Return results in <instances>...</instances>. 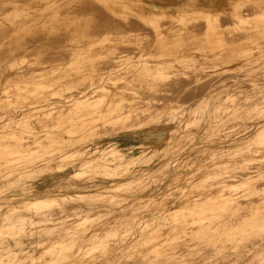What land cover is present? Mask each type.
Returning a JSON list of instances; mask_svg holds the SVG:
<instances>
[{
	"label": "bare ground",
	"instance_id": "obj_1",
	"mask_svg": "<svg viewBox=\"0 0 264 264\" xmlns=\"http://www.w3.org/2000/svg\"><path fill=\"white\" fill-rule=\"evenodd\" d=\"M156 1L161 4H156ZM236 8H244V10L255 8V11L264 14V0H0V151L7 153L10 150V153H15L0 162V230L4 234L0 238V264H43L45 261L49 264H72L93 260V257L84 256L80 246L85 240L98 237L97 224L104 215L121 208L127 210V207L134 202L122 203L121 201L130 196L134 197L133 199H140L145 205H153L159 193L155 189L147 195L146 199L143 194L137 192L119 195L121 198L115 199L117 195L114 192V186L117 185L119 188L126 183H141L148 180L150 178L148 172L152 171V164L165 159L170 154L171 148L177 146L186 136V129H181V124H173L177 122L176 119H180L178 114L180 111L174 110L170 117L162 118L159 113L148 120L157 121L168 129L167 135H161L155 143L140 142L132 146L128 143L130 138L119 131L123 124L108 129L104 133L93 132L94 125L86 124L56 131L57 133L54 134L60 141L57 147L45 153L34 154L35 148L21 147L18 143L12 146L11 139H23L27 132L28 137L44 130L52 134L51 130L54 128L46 126L37 132L34 127L27 128L23 124L27 120L25 105L29 106L30 114L44 109L45 107L42 108V106L48 108V106L59 105V107H65V110L66 106L73 105L76 111H67L66 117L76 119L86 115L91 110L88 98H93V94L113 87L122 76L118 77V74L116 76L114 70L112 72L100 69V66L92 61L91 54L96 51L105 52L108 49L112 54H117L121 49H128L111 42L96 40L164 37L166 35L162 33V30H176L181 28L178 24L193 22L198 24L199 21L201 22L199 26H196V23L195 26L201 30L204 27L201 25L202 21L210 23L211 16L215 14L219 15L218 21H224L221 20L223 17L226 19L224 14H231ZM249 10L252 12V9ZM247 15L245 16L250 18L249 15L252 14ZM227 18L230 22L232 17ZM254 20L261 21V24L253 26L255 33L246 35L250 37V41L246 42L247 46L239 49L225 42L224 45L228 44L229 47L222 44L217 47L218 42H214V47L217 48L215 50L219 49V53H225L228 57H235L238 53H242L241 49L250 55L261 54L264 57V53L261 52L264 45V23H262L264 18L259 17ZM226 21L224 24L228 23V20ZM243 22L241 24H244ZM153 23L162 25L155 26ZM216 23L219 26V23ZM185 26L183 27L186 28ZM147 29V32L143 31ZM131 30L137 32L131 33L129 32ZM199 45L203 47V43ZM257 46L258 48L255 49ZM164 50L168 48L158 53L149 50L140 52L138 54L140 57L125 59L126 64L123 61L122 65L132 62L146 63L154 55L158 63L169 62L166 57L169 53ZM178 54L184 56L187 62L189 60L200 62L202 48L189 47L185 52ZM64 56L68 57V61H63ZM176 59L169 62V68L179 71L190 69L187 64L181 63L182 59ZM226 66L228 65L224 61L219 62L215 70H224L228 73ZM257 66H261V63H256V68L247 74L250 80L249 85L253 88L258 86L254 74L257 71L264 74V70L257 69ZM210 71L206 70L203 74L210 75L212 70ZM241 71L243 69L234 73V76ZM120 72L122 70L118 73ZM226 77L217 81L219 77L216 83L213 82L214 89L205 91L206 93L196 98L195 102L186 104L184 109L191 106L192 111L200 112L202 107L210 104L212 96L210 98L208 94L212 91L216 94L215 104L227 103L225 96L230 95L226 92L231 86H236V90L244 91L240 90L244 86L243 83L233 82L232 84V81H228L229 78ZM218 84L220 85L217 87ZM50 88L55 90L51 91V94H45ZM38 94L41 99H37ZM246 94L248 93L244 92L243 96ZM102 98L103 96L99 95V100ZM254 105L257 111L264 112V106H259L258 102ZM17 107H22L19 113L14 112ZM87 117L93 120L99 118L94 115ZM80 119L83 121L82 118ZM256 122L258 124L252 137L243 140L234 149L220 153L221 158L218 157L217 160L214 158V161L205 164L209 166L206 169L207 173L213 172L212 166L225 165L227 156H247L240 161L245 162L250 151L259 152L264 148V115ZM222 123L225 124L224 121ZM197 124L198 122L193 129L190 127L191 132L196 133L200 130V128L196 129ZM239 132L240 130L230 132L232 134H228V138H238ZM215 134L214 127H208L207 140H214ZM118 135L123 136L118 137ZM128 149L132 153L128 154ZM193 163H195L194 160L188 159L179 164L191 167ZM250 164L261 168L264 161L253 159L249 162ZM98 172H105L111 181L116 180L111 185L102 187V191L106 190V194L100 193L101 188L88 189L81 184L73 188L69 187L71 181L81 183L96 180L95 175ZM254 176L255 174H252L250 178ZM179 177H174L177 185L168 187V189H178L179 192H171L172 200L159 203V211L155 217L157 220L163 214V221L170 223L169 229L171 228L172 231L169 232L167 227L158 236L157 234L148 235L150 232L136 233L134 240L127 243V253H131L134 246L145 244L147 236L151 239L152 237H158V240L164 239L163 248L158 252L167 256L158 257L156 260L165 264H241L233 261V255L238 254H242V257L250 255L253 262L251 264H264V194H257L254 199L244 202L239 199L241 196L235 191L237 190L235 183L224 182L223 185L219 183L220 186H208L205 189L207 193L203 195V201L191 203L189 204L191 207L182 210L178 207L180 200L188 195L187 192H183L188 188L185 186V181L194 182L198 181V178ZM227 180L229 179H223L229 183ZM63 188L73 190L63 191ZM160 194L161 197L166 195L165 192ZM67 197L77 198L78 201L90 200V206L77 213L66 214L63 221L51 222L46 214L48 215V209L54 205L53 201ZM18 199L24 203H16ZM99 199L109 201L96 202ZM114 199L118 201L112 202L111 200ZM106 204L107 208L103 209L102 207ZM21 207L25 210H20ZM60 208L61 211H66L64 205ZM83 212L86 214L82 217L73 218V215ZM142 218L140 217L138 222L142 223ZM38 220L46 221L45 226L52 229L63 226L65 230L61 233H49L48 239L38 240L35 252L29 250L30 252L26 253V246L19 243L22 241L20 237L28 232L27 225ZM138 226L130 228L132 235L142 228L141 224ZM127 230L129 231V228L126 229V233ZM13 246L16 247L13 248ZM49 252L50 255H48ZM244 252L246 254H243ZM72 254H74L73 257H70Z\"/></svg>",
	"mask_w": 264,
	"mask_h": 264
},
{
	"label": "rangeland",
	"instance_id": "obj_2",
	"mask_svg": "<svg viewBox=\"0 0 264 264\" xmlns=\"http://www.w3.org/2000/svg\"><path fill=\"white\" fill-rule=\"evenodd\" d=\"M156 4L160 5L161 3L159 1H156ZM249 9H252V12H250ZM249 9L248 11L246 8L245 10L244 8H236L232 11L231 14H224V16H226V19L223 17V19L221 18V20H228V23H232L231 25L228 23L227 25L225 23L228 27L224 24V21L219 20L220 23L222 22V25H220L219 21L217 20V17H219V15L217 16L215 14L214 16H211L212 18L209 20L210 23H207L208 21H202L201 25L205 27L201 28L200 26L202 31L199 30L198 27H196L201 23L199 21L198 24L197 22H193L192 24H178V27L181 26V28L176 30H162V33L166 35L164 37L139 38L130 40H96L111 42L112 44H118V46H124L128 49H121L117 54H112L111 50L109 49L105 52L96 51L91 54V59H93L92 61L96 62V64L100 66V69L112 72L115 71V75L118 74V77L122 75L123 79H121V76L120 78H118L119 82H117L116 85L111 88H107L98 94H93V98H88V101H90L89 108L91 110H89L88 114L86 115L79 116L76 119L66 117L67 115L65 113H67V111H76V108L73 105H71L72 107L70 105L66 106L67 110H64L65 107H59V105H52V107L48 106V108H46V106H42V108L45 107L46 109H39L37 112L30 114L28 111L29 106L25 105V110L27 111L25 115L27 116V120H25L23 124H25L27 128L34 127L35 131L37 132L38 130L43 129L46 126H51V128H54L55 130H51L53 132L52 134H49L46 130H44L43 132L36 133V135L30 137H28L27 132L25 135L26 137H24L23 139H11L10 143H12V146L19 144V146L21 147H31L30 149L35 148L34 154L45 153L46 151L54 150L53 148L57 147L60 141L58 140V136L54 134L57 133L56 131L60 129H68L69 127H80L86 124L94 125V129L92 130L93 132L99 131L104 133V131L112 129L115 126L122 124L125 125V122L131 123L137 118L140 121L145 122L148 121L151 117L159 115V113H161L162 118L170 117L171 113L175 110V112L180 111L178 113L180 119H176L177 122L173 124H181V129H186V136L180 140L178 144L179 146L177 145L171 148L170 154L165 159L159 160L152 164V171L148 172V177H150L148 178V180L141 183H126L119 188L117 185L114 186V192L117 195L115 199L121 198L119 197V195L129 194L133 192L143 194L144 199H146L147 195L151 194L155 189H157L159 195H156L158 197L155 200V204L150 206L145 205L141 203L140 199H133L134 197L132 196L127 197L126 200L121 201L122 203L133 201L134 204L127 207V210L121 208L117 211L106 213L102 220L97 224V232L99 233V235H97L98 237L93 240L87 239L82 244L80 243V249L84 252V256H90L94 259L88 262H75L72 264H165L164 262H157L156 260L158 257L167 256L162 252L160 254L158 252L163 248L162 242L164 241V239L160 238V240H158V237H152L151 239V237L149 238L146 236L145 244L143 243L142 245L139 244L134 246L131 253H127V243L128 241L134 240V236L136 233L148 234V232H150L148 235L157 234L158 236L159 233L165 231L167 227L169 229L170 223L163 221V214L157 220H155V217L157 212L159 211V203L161 204L163 202L172 200L173 197L170 194L171 192H179L178 189H168V187L177 185V182L174 181V177L194 176L198 178V181L194 182L185 181V186H187L188 188L184 189L183 192H187L188 195L184 196L180 200V205L178 207H180L182 210L191 207V205H189L191 203H197L201 200L203 201V195L207 193L205 189H207L208 186H220V184L222 183L221 185H223L224 182L226 184L235 183L234 185L235 187H237V190L235 191L237 195L241 196L239 199L244 202L248 201L249 199H254L257 194H264V165L261 168L252 166L251 164L249 165V162H251L253 159L264 161V148L259 152L250 151L248 159L245 160L246 163L240 161L247 156L244 157L240 155L239 157V155H233L227 156L225 158V165L220 164L217 166H212L211 169L213 170V172L211 173H207L206 169L209 168V166H205L207 162L214 161V158H216L215 160L221 158L219 156L220 153L232 150L237 147L243 140L252 137L258 124V122L256 121L263 118L264 115V112H259L254 107L255 102H258L259 106H264V74H262L261 71H257L254 74L256 77V82H258L256 83L258 86H256L255 88L249 85L250 80L249 76L247 75L252 69L256 68L255 65L258 62L261 63V66H257V69L264 70V57L261 54L250 55L247 51H244V49H241L240 51L242 53H238L235 57H228L225 53H219V49L215 50L217 48H215L213 44L214 42H218L217 47H220V44L224 45V43L227 42L229 45L239 47V49L247 46L246 42L250 41V37L246 35L255 33L256 30L253 29V26H255L256 24H261V21L254 19H257L259 17L264 18V14H262V12L255 11V8ZM242 10H244L245 15L249 13L252 14L249 15L250 18L247 17L248 15L245 16L244 13H242ZM243 15L246 18H244ZM229 16L232 17L230 18V22L227 18ZM252 17L254 19L251 20ZM241 20L246 22H243ZM240 21L244 24H248H245L244 26V24H241ZM216 22L219 23V26ZM262 23H264V21H262ZM207 24L211 25L208 26ZM249 24H251V26ZM161 25L162 24L157 23L155 26ZM183 26H185L186 28H184ZM211 26H213V28H210ZM233 26L234 28H232ZM194 29L198 30L195 31ZM186 30H188V32ZM143 31L147 32L148 29ZM129 32L133 33L137 31L131 30ZM198 35L201 38L198 37ZM227 37H229L228 40ZM200 43H203V47H200ZM228 44L224 46L229 47ZM106 46L111 47V45ZM189 47L202 48V56H199L200 62H196L195 60H189L187 62L186 60H184V56H179L181 55L178 54L179 52H185ZM166 48H168V50L164 51L169 53V55L166 56L169 62L176 58L182 59L183 61H181V63L184 65L187 64L189 66L188 68L190 69H187V71H179L174 68H169V62L158 63L154 58L155 55L153 56V58H149V61L146 63L132 62L125 65V59H136L140 57V55H138L140 52L149 50L153 53H158L161 52L162 49ZM257 48L258 46L255 49ZM261 49V52L264 53V45H262ZM99 53L103 54L100 55ZM63 58H65L63 59V61H68L67 56H64ZM123 61H125L124 65H122ZM218 61H224V63H227L228 66H226V70L228 73H225L224 70H215L216 64L219 63ZM241 69H243V71L238 73L237 76H234V73L238 72V70ZM121 70L122 72L118 73ZM206 70H212V73L210 75H204L203 72H205ZM219 77L220 79H218ZM225 77L229 78L227 80L230 82L232 81V84L233 82L243 83L244 86L241 87L240 90L244 91L236 90V86L229 87L230 89L227 90L226 94L230 93V95L225 96V100L227 101V103L222 104H215V102H217L216 94L212 91L208 94L210 98L212 96V100L209 101L210 104H208L207 107H202V110L200 112L195 113L194 111H192L191 106L184 109V106L186 104H192L193 102H195L194 100L201 96L203 93L208 92V90L214 89L212 88L214 84L213 82L216 83L217 81L221 80V78L224 79ZM177 85H180V87H177ZM219 85L220 84H218L217 87ZM53 90H55V88H50L45 94H51V91ZM244 92H247L248 94L243 96ZM99 95L103 96L101 100H99ZM37 99H41L39 94L37 96ZM27 101L28 100H26V102ZM224 108H227L226 111ZM21 110L22 107H17L14 109V112L19 113ZM214 110L217 111L215 112ZM92 115L99 118L95 120H93V118H86V116ZM80 118H82L83 121ZM252 120L254 121V123ZM221 121H224L225 124L223 125ZM197 122L198 124L196 129L199 130L198 128H200V130L196 133L191 132L190 127H192L193 129V126ZM208 127H214L216 131V134L214 135L215 141L209 139L207 140ZM237 130H240V132L238 133V138L235 137L229 139L228 134H232ZM122 136L123 135H118V137ZM128 143L134 146L138 142L129 139ZM127 152L128 154L132 153L130 149H128ZM213 152H215V154ZM14 154L15 153L13 152L10 153V150L7 151V153L0 151V162L4 161L5 158L11 157ZM188 159L195 161V163H193L191 167L185 164H179L181 161H186ZM252 174H255V179L250 178V175ZM95 176L96 180L94 181L89 180L83 181L81 183H77V181H71L69 187L73 188L74 186L81 184L86 186V188L88 189L101 188L100 193L106 194V190L102 191V187L109 186L116 181H111L108 178L109 176L107 174L105 175V172H98ZM223 179H229L227 180L229 183L223 181ZM72 188H63V191H71L73 190ZM163 192H165L166 195L161 197L160 193ZM115 199L111 201H118ZM61 200L60 198H57V200L55 199V201H53L54 205L51 207V209H48V215L46 214V216L50 217V220L53 223L63 221L66 214H74L81 209H88L90 206V200L78 201L77 198L74 197H67L66 199L61 198ZM106 201L109 200H96V202L98 203H103ZM16 203L23 204L24 202L18 199ZM61 205H64L66 211H61ZM242 206L243 205H241V207ZM102 208L106 209L107 204ZM20 210L25 209L21 207ZM93 212H95V210H93ZM83 214L86 213L83 212L73 215V218L82 217ZM89 214L92 213L89 212ZM140 217H143L142 223L138 222V219ZM106 218H108V220ZM46 223V221L38 220L33 224L27 225L28 232L20 237L22 238V241L19 242L20 244H23V246H26V253L30 252L29 250L35 252L38 240L46 238L48 239L49 233H61L65 230L63 226L52 229L45 226ZM140 224L142 225V228L140 230H137L132 235V231L130 230V228L132 226H140ZM128 228L129 231L127 230L128 232L126 233L125 231ZM171 231L172 229L170 228L169 232ZM2 235H4L3 231L0 230V238L2 237ZM15 247L16 246H13V248ZM4 252H6V250ZM243 254L246 253L244 252ZM48 255H50V252L48 253ZM73 255L74 254H72L70 257H73ZM241 255L242 254L233 255V261L235 263L241 264L253 263L250 259V255L247 254V257H242ZM43 264H49V262L45 261L43 262Z\"/></svg>",
	"mask_w": 264,
	"mask_h": 264
},
{
	"label": "clouds",
	"instance_id": "obj_3",
	"mask_svg": "<svg viewBox=\"0 0 264 264\" xmlns=\"http://www.w3.org/2000/svg\"><path fill=\"white\" fill-rule=\"evenodd\" d=\"M180 87V85H177ZM125 133L127 138L138 143H155L161 135H167L168 129L157 121L142 122L138 118L131 123L125 122V125L119 129Z\"/></svg>",
	"mask_w": 264,
	"mask_h": 264
}]
</instances>
